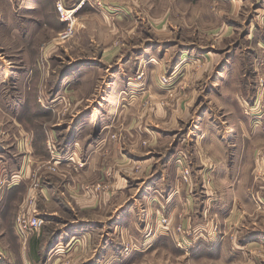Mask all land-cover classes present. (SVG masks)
<instances>
[{
	"label": "rangeland",
	"instance_id": "obj_1",
	"mask_svg": "<svg viewBox=\"0 0 264 264\" xmlns=\"http://www.w3.org/2000/svg\"><path fill=\"white\" fill-rule=\"evenodd\" d=\"M47 4L0 11V173L29 167L38 264H264V0Z\"/></svg>",
	"mask_w": 264,
	"mask_h": 264
},
{
	"label": "crops",
	"instance_id": "obj_2",
	"mask_svg": "<svg viewBox=\"0 0 264 264\" xmlns=\"http://www.w3.org/2000/svg\"><path fill=\"white\" fill-rule=\"evenodd\" d=\"M21 0H0V11H4V13H7L4 20L5 24L3 26V29L7 30V28L12 27L13 30H17V32L20 31L22 26L12 25L11 22H16L15 14L20 10L22 12L27 11L28 13L31 11H40V8H42V0H22L21 4L19 3ZM47 1L48 6L50 5L51 8L54 5V2L57 0H45ZM64 1L67 4H74L79 2L80 0H61ZM80 4V3H79ZM32 21V22H31ZM28 22L31 23L30 25H27V23H24V26H34L36 23L33 21L31 17H28ZM39 22V20H38ZM37 22V23H38ZM59 22V21H58ZM57 25H60V22ZM40 24V23H39ZM36 26V25H35ZM16 34L11 33L12 36L16 37ZM2 40V39H1ZM6 41V40H2ZM6 43V42H3ZM242 156V154H241ZM242 163V168L240 169L239 173V180L238 184L236 185L235 190L238 191L240 189V198L238 201L242 205V216H244L245 211H246V205L251 206V198L249 197L248 191L246 192V186L250 187L254 182L244 178L245 176L242 174L243 172L245 173V170L249 172L248 167H245L244 164L247 163V158L242 157V161H240L239 164ZM226 165V163H225ZM254 165V164H253ZM2 166V165H1ZM229 166H225L224 171L222 172V180L226 182V187H231L234 189V186L232 184V180L234 177L235 170H232V173L230 174V169L228 168ZM1 173H0V179L1 178H8L10 181L9 185L1 191L2 193L0 194V258L5 259L3 262L0 264H17V261L20 260L21 264H38V260L41 259L39 258V253H40V235L36 233V235H31L29 237V254L27 256L21 255L19 253L20 250V242L22 241L20 238L17 237L16 233L14 232L13 229V224L11 222L12 218V211L16 210L19 206H22L24 204V201L26 200V196L29 194L30 196L32 195V191L30 189L31 186L30 184L26 183L27 181L25 180V177L27 176L29 167L27 165L21 164L20 167H12L9 165L8 169L4 167H1ZM264 169V167H263ZM242 170V171H241ZM252 170V169H251ZM236 176V175H235ZM261 177L264 175H260ZM24 177V178H23ZM247 182H249V185H245ZM254 187V186H251ZM243 189V190H242ZM250 189V188H248ZM247 189V190H248ZM251 191L253 189H250ZM43 196L45 200H47V191L42 189ZM33 196V195H32ZM34 198V197H33ZM261 199V198H260ZM264 199V197H263ZM220 203V202H218ZM261 203L264 208V201L261 199ZM221 206V203L218 205ZM226 207L225 202L223 203V208ZM261 208V207H259ZM258 210V209H257ZM258 212V211H257ZM39 214V213H38ZM40 215V214H39ZM41 216V215H40ZM43 216V215H42ZM3 228V229H2ZM74 236V235H71ZM18 251V252H17ZM2 253V254H1ZM10 253V254H9ZM13 253V254H11ZM41 261V260H40Z\"/></svg>",
	"mask_w": 264,
	"mask_h": 264
},
{
	"label": "built area",
	"instance_id": "obj_3",
	"mask_svg": "<svg viewBox=\"0 0 264 264\" xmlns=\"http://www.w3.org/2000/svg\"><path fill=\"white\" fill-rule=\"evenodd\" d=\"M57 13L59 14V21L65 24V28L62 32L59 33L60 41H65L70 38L76 27V17L74 16V11L77 8H66L61 3H58L56 6ZM12 182L8 178L0 179V192L1 189L7 187L9 183ZM33 199V196H32ZM45 223L42 216H40L37 212L33 210H29L26 212H19L14 224V229L16 235L25 240L29 235L41 230L43 224Z\"/></svg>",
	"mask_w": 264,
	"mask_h": 264
},
{
	"label": "bare ground",
	"instance_id": "obj_4",
	"mask_svg": "<svg viewBox=\"0 0 264 264\" xmlns=\"http://www.w3.org/2000/svg\"><path fill=\"white\" fill-rule=\"evenodd\" d=\"M76 11H77V10H76ZM76 11H74V13H75Z\"/></svg>",
	"mask_w": 264,
	"mask_h": 264
}]
</instances>
